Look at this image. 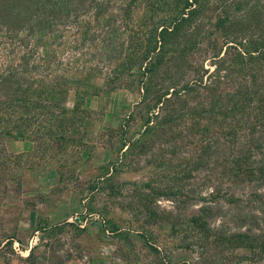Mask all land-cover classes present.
<instances>
[{"label":"trees","instance_id":"16d2710c","mask_svg":"<svg viewBox=\"0 0 264 264\" xmlns=\"http://www.w3.org/2000/svg\"><path fill=\"white\" fill-rule=\"evenodd\" d=\"M88 37L115 85L136 89L129 117L149 135L120 162L157 146L169 184L148 187L178 210L170 224L201 245L226 207L235 230L216 234L264 253V0H0V144L65 139Z\"/></svg>","mask_w":264,"mask_h":264},{"label":"rangeland","instance_id":"374dc122","mask_svg":"<svg viewBox=\"0 0 264 264\" xmlns=\"http://www.w3.org/2000/svg\"><path fill=\"white\" fill-rule=\"evenodd\" d=\"M84 41L80 58L90 60L89 77L81 78L80 67L69 72L77 83L65 87L71 117L65 139L36 146L29 138H3L0 144V264H264L262 251L216 234L235 230L226 207L213 218L219 229L201 245L192 244L189 227L170 224L178 210L148 187L169 184L161 177L163 156L153 161L157 146L120 162L122 143L141 144L149 135L142 116L129 117L136 89L116 86L112 65L99 59L107 50ZM9 65L0 54V70Z\"/></svg>","mask_w":264,"mask_h":264}]
</instances>
